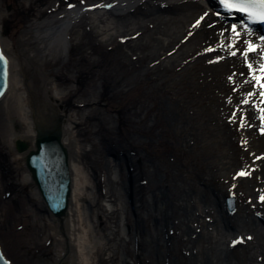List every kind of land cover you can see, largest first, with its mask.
<instances>
[{"label": "rangeland", "instance_id": "rangeland-1", "mask_svg": "<svg viewBox=\"0 0 264 264\" xmlns=\"http://www.w3.org/2000/svg\"><path fill=\"white\" fill-rule=\"evenodd\" d=\"M115 1L0 0L16 57L39 54L36 21L91 9L69 55L48 46L43 63L72 125L85 264H264L261 30L224 19L254 32L249 50L194 34L188 7ZM20 162L0 135V244L14 264H53L56 226Z\"/></svg>", "mask_w": 264, "mask_h": 264}, {"label": "bare ground", "instance_id": "bare-ground-1", "mask_svg": "<svg viewBox=\"0 0 264 264\" xmlns=\"http://www.w3.org/2000/svg\"><path fill=\"white\" fill-rule=\"evenodd\" d=\"M140 1L117 0L114 2V8L120 11H126L131 7L136 9L140 5ZM148 1H155L154 4L161 7V9L168 5L169 7L174 5L188 7V15H195L199 22L194 26V34L207 35L213 42L232 41L238 46L249 44L253 46L254 43H250V40H253L251 35L254 32L244 29L237 23L226 22L224 19L229 17L227 15L241 17L244 20L243 23L258 27L264 36V23L260 22L259 19H250L246 14L235 10L225 11L219 0ZM207 5L210 8H207ZM90 11L91 9L88 6H74L66 9L54 19L36 21L32 31L37 47L40 49L37 56H32L27 51H24L20 56H14L9 50L10 43L2 35V29L0 28V50L8 60V87L0 97V135L21 159L20 163H23L25 173L24 181L35 183V194L42 204L48 208L50 219L56 226L54 232L56 258L53 264H85V260L94 249L90 248L92 246L86 241V239L88 240L85 237L86 233L80 231L83 215L78 210H74L73 207L72 198L76 181L74 173L77 164H75V152L71 148L73 142L70 129L72 125L60 114L55 104L62 91L56 89V86L47 78V73L43 69L44 52L48 46L56 45L54 48L55 53L52 54L54 58H60L63 55L68 56L71 44L69 41L70 30L78 21V18ZM216 11L220 13L217 14ZM233 26H235V32ZM256 37H254V40L257 43L259 42L256 51L262 52L261 50H264V40L260 41V37L257 35ZM58 47H61V51ZM252 57H255V55L252 54ZM22 123L26 126L23 127ZM59 129L62 133L61 145L65 148L67 154L69 173L67 178L62 177L65 171L60 168V159L54 156L56 146L53 145L52 148L47 150L44 148L45 153L46 151L48 153L46 156L47 161L49 160L53 164L48 170L53 183H51L52 187L43 193L28 166V156L32 151L38 149L37 140ZM39 162L41 163V159ZM61 189L64 190V196H62L63 191ZM58 190H60L59 194H57ZM61 202L64 204H61ZM59 204L62 205V210H54L52 205ZM1 250L6 260L14 264L2 247Z\"/></svg>", "mask_w": 264, "mask_h": 264}, {"label": "water", "instance_id": "water-1", "mask_svg": "<svg viewBox=\"0 0 264 264\" xmlns=\"http://www.w3.org/2000/svg\"><path fill=\"white\" fill-rule=\"evenodd\" d=\"M8 60L6 57L3 56L0 50V97L3 95L4 91L8 87ZM49 136V137H48ZM61 138L62 133L59 130H55L54 133H51L47 135L46 137H42L39 140H37L38 149L36 151H32L28 156V163L31 171L33 172L34 179L38 182L39 187H41V190L43 193H45L48 188H51V182L52 178H50L51 175L48 174V170H50L51 165H53L49 160L47 161V151L45 153V150L52 148L53 145L56 146V154L54 156H57L56 158L60 159V168L64 170L62 177L64 176L67 178V175L69 173V165L67 162V154L65 148L61 145ZM45 148V150H43ZM51 151V150H50ZM46 154V155H45ZM53 154V153H52ZM41 159V163L39 160ZM50 163V164H49ZM53 170V168H52ZM61 174V173H60ZM66 175V176H65ZM60 181V180H59ZM62 181V180H61ZM60 181V182H61ZM66 188V187H65ZM58 189V187H57ZM62 190V189H61ZM55 191V190H54ZM62 196H64V190H62ZM60 190L57 191V194H59ZM61 196V197H62ZM61 204H64L61 202ZM54 210H62V205H52ZM0 256L3 257L2 260H0V264H12L9 261L6 260L4 254L2 253L1 247H0Z\"/></svg>", "mask_w": 264, "mask_h": 264}, {"label": "snow or ice", "instance_id": "snow-or-ice-1", "mask_svg": "<svg viewBox=\"0 0 264 264\" xmlns=\"http://www.w3.org/2000/svg\"><path fill=\"white\" fill-rule=\"evenodd\" d=\"M219 2L225 11L231 12L235 10L239 13L246 14L250 19H259L260 22L264 23V0H219ZM233 31L235 32V26H233ZM261 38L264 39V37ZM249 50H253L251 44H249ZM244 54L245 56L247 55V53ZM249 67L251 68V65ZM261 87H264V84ZM261 199L264 200V197ZM2 259L3 257L0 256V260Z\"/></svg>", "mask_w": 264, "mask_h": 264}]
</instances>
